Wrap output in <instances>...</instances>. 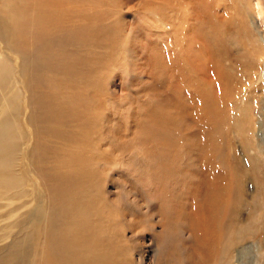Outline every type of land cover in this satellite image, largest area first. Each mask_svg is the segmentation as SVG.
Masks as SVG:
<instances>
[{"label":"rangeland","instance_id":"obj_1","mask_svg":"<svg viewBox=\"0 0 264 264\" xmlns=\"http://www.w3.org/2000/svg\"><path fill=\"white\" fill-rule=\"evenodd\" d=\"M189 2L79 0L71 4L69 1L64 27L67 31L57 29L55 36L58 43L50 53L48 50L40 53L25 49L14 50L15 54L4 52L2 48L8 43H15L10 41L18 40V36L17 33L14 35L17 27L13 31L15 27L6 24L2 29L7 40L0 41V84H3L5 94L2 101L7 103L8 110L2 111L1 118L9 119L11 115L17 118L24 131L23 142L28 144L26 150L31 149L37 155L40 166L48 167V171L52 172L50 158L53 148L59 145L61 135L53 137L50 134V141L47 138L50 143L40 145L42 134L36 136L31 133L24 125V118L17 115H21L23 107L28 104V111L35 112V120L40 121L37 125H42L45 119L52 120L55 114L58 115L59 110L56 100L49 99L45 85L33 84L32 91L26 90L23 83L28 80L19 76L21 57L39 62L48 60L50 69L53 68L60 76L77 78L80 83L72 87L80 94L78 103L85 104L86 99L94 103L95 124L84 125L80 120L78 127L73 128L70 124L67 130L79 132L80 128L84 144L79 153L91 159L87 162L93 163L89 171L97 172L90 180L97 197L87 207L90 212L96 209L97 220L93 221V225L104 237L102 242H106L107 255L102 257L108 258L109 264H187L189 259L192 264H264V49L254 50L262 48L258 37L264 34V26H260L259 17L252 22L251 13H248L249 0H207V8L199 9L204 14L194 16L195 20L193 14L183 12L184 8L190 7ZM214 3L225 4L229 12L224 13V7L221 12H214L209 7ZM214 17L216 20H213ZM208 20L219 25L216 32L208 30L200 34L196 33L197 29H191L198 27L200 21ZM24 21L28 25L35 19ZM200 26L206 27L204 23ZM185 27L196 33L201 45L193 49L191 57L196 59L192 60L194 66L190 64V55L187 63L186 54L185 57L179 56L184 59L178 60L180 49L176 47L175 39L180 33L179 36H182L181 28L185 33ZM37 30L35 26L36 32L27 35L39 43L51 34ZM135 39L140 40L138 44L145 49L141 50L143 58L144 55H152L146 76L143 72L139 76L132 75L134 68L138 69L141 63L139 58H131L129 48ZM165 40L170 41L172 46L160 53V46ZM202 42L208 47V52L212 45L217 46L221 54L218 61H209L210 53L207 57L206 52L201 51ZM24 44H28L26 38ZM211 63L219 67L225 65L227 73L224 78L227 82L221 91L225 97L213 96L210 101L214 99L215 103L206 102L204 96H197L195 89H187L184 83L192 76L189 65L195 70V81H199ZM198 65L202 67L198 68ZM68 83L72 81L68 80ZM218 89L222 90L219 86ZM67 93L68 90H65L64 94ZM222 98L224 105L219 108L218 104L215 105L216 100ZM44 100L48 103L46 107ZM182 108L186 109V116L181 113ZM30 113H26L25 119ZM212 116L214 120L218 119L216 127ZM219 124L222 126L220 132ZM30 133L34 139L29 138ZM189 135H196L198 141H185L183 138ZM187 145L192 152L187 151ZM198 147L205 151L203 158ZM167 149H176V152L167 155ZM163 160H169L164 170L159 167H162ZM170 160L178 170L170 171ZM21 175L24 181H33L38 191L44 189L37 174L29 176L27 172H21ZM90 175L87 174V179ZM212 190L221 195L220 200L212 198ZM36 198L39 200L38 196ZM40 199L46 205L43 197ZM218 201L221 206H218L219 211L214 217L208 210ZM64 204L66 208L65 202L61 206ZM32 208L24 207L20 213L25 214ZM178 210L179 217L178 213L174 214ZM58 214L52 218L59 219ZM130 219L133 223L128 225ZM69 229L72 231L69 237L79 235L74 225ZM192 230L200 231L204 241H195ZM213 232L216 234L212 235ZM8 242L10 239L0 242V247Z\"/></svg>","mask_w":264,"mask_h":264},{"label":"bare ground","instance_id":"obj_2","mask_svg":"<svg viewBox=\"0 0 264 264\" xmlns=\"http://www.w3.org/2000/svg\"><path fill=\"white\" fill-rule=\"evenodd\" d=\"M69 1H71V4H76L79 0H0V41L7 40V37H5L7 36L6 32L3 33V30H2L6 24H8L9 26L15 27L13 31H15L17 27V30L14 32V35L17 33V36H18L17 37L18 40L11 39L10 42H15V43L6 44L2 48L3 51L8 52L9 54H15L14 50L24 51L25 49L27 52H40V53L44 50H48V53L54 50L53 48L58 43L57 42L58 38H56L55 36L57 29L58 28L64 29V27H66L65 24L67 23V14L69 13V10L66 8V5H67V2ZM197 1L198 2H196V0H190L191 8L190 7L184 8L185 11L183 10L182 11L185 13L190 12V14H193L192 15L193 18L194 16H198L201 14L203 15L204 12H202L199 9H203V8L206 9L209 1L208 2L207 0H197ZM193 2H196L195 5L192 4ZM249 2L250 4L249 5L247 4L250 9L248 13L249 14L251 13L250 16L252 17L251 18L252 22L259 17L258 20H259L260 26L261 25L264 26V0H249ZM165 4L167 3L165 2ZM186 4H184L183 7ZM214 4L212 7L209 6L211 9L213 8L214 12L217 10H219L217 11V13L221 12L223 7L225 10L224 13L229 12L228 11L229 7L226 6L225 4L224 5H220L218 3L215 5ZM192 5L194 8H192ZM165 8L168 9L167 7ZM193 10H195V13L193 12ZM71 12H73V10ZM190 14H189V17H190ZM31 18L35 19V21H30L28 25H25L24 20L31 19ZM203 18L205 17L203 16ZM214 18L213 20H216V18L215 19ZM72 22H73V19H72ZM202 23L206 25L205 27L206 30H204L205 28L203 26H200ZM182 24L184 25V22ZM226 24L228 25V23ZM35 26L38 27L37 31L44 30L51 34L46 39L42 40L39 43L35 39L30 38L31 36L27 35L29 33L36 32L34 31ZM217 26L214 24V21L208 20L206 22L200 21V24L198 27L195 26L191 29H197L195 30L196 33L199 32L200 34L201 33L203 34L204 32H209L211 30H212L211 32L214 33ZM180 27H182V25ZM186 28L187 27H185V30ZM244 28L246 27L244 26ZM189 29H190V26H189ZM256 29L253 28V30H256ZM64 30H66V28ZM74 31L76 30L74 29ZM180 32L183 33L182 36H179L181 34L180 33L175 39L176 47L180 49V52L178 51L179 52L178 60L180 59L179 56L182 57L186 54L185 56L187 57L184 56L186 63L191 60L190 64L191 66L192 65L194 66V61L192 60H196V59L191 57V55L193 54V49H195V47H198V45L201 46L200 43L198 44L199 40L197 39L196 33L193 34L194 31L192 33L186 30L184 33L183 29L181 28ZM63 35L65 36V34ZM25 38L28 44H24ZM135 40H133L129 48L131 52V58H133V60L136 58H139L141 60V63L140 65H138L139 66L138 69L134 68V72L132 75L139 76L140 73L143 72L144 76H146L148 75L147 67L149 66V62L152 60V55L149 54L150 55L149 57L148 56L145 57L144 55V58H143L141 55V50H145V49L143 45L138 44L140 40L139 41L138 40L135 41ZM191 45H193V47H191ZM261 45H262V48L257 47L254 49L252 47V49L260 51L259 49H264V42H261ZM261 45L258 44V46H261ZM146 46L147 44L145 45V47ZM169 46H172L170 44V41L165 40L164 43L160 46L161 49L159 52L161 53L164 49H170L171 47L168 48ZM205 46L203 43V48L201 51L206 52L205 55L207 57L209 56L208 53H210L211 57H209V61L210 62L215 61V60L218 61V59H220L219 57L221 54L217 51L218 50L216 48L217 46L212 45V48H215V49L211 48L209 49V52L207 50L208 47L206 48ZM146 49L148 48L146 47ZM149 49L151 50V48ZM153 54H154V51H153ZM17 55H20V54L17 53ZM188 55H190L191 57L190 60L188 59ZM48 56L50 57L51 55L48 54ZM184 57L181 58L180 60L184 59ZM46 61L42 60L41 62H39L36 60H28V59H25L24 57H21V61L18 66L19 71L21 73V75L19 76L22 78V80L24 79L28 80L27 83H23L26 86L25 88L28 92L30 90L32 91L33 84H36L38 86L45 85L47 87L46 91L49 92V99H55L57 102L56 108H58L59 110L58 115L55 114V117L52 120L45 119L42 125H37L40 121L35 120V114H34L35 112L30 113L28 111L29 106L28 104H26L23 107L24 112L21 115H17V116H19L20 118L21 117L24 118L23 119L24 125L30 130V132L32 131L31 133H33L36 136H38L39 134H42V143H40V145H44L50 141V138H49L50 134L53 137H58L59 135H61L58 139V144L63 147H60L59 145L58 147H54L52 157L50 158V160L53 162L50 166V171L52 172L48 171V167L45 168L39 165L38 163L39 158L36 157L37 155L34 154V152L31 149L26 150L28 148V144L26 142L25 143L23 142L24 131L21 130V127H20V124L17 118L15 117L14 119L13 115H11L9 119L7 117L6 119L1 118V115L3 114L2 111L5 112L6 109L8 110V105L5 101H2V99L5 97V94L3 92V84H0V242L6 239H10V242H8L3 247H0V264H109L108 258L102 257V255L106 254V250H107L106 244H105L106 242H102L104 237L100 236V234L97 231V228L94 227L93 225L94 224L93 221L95 222L97 220L95 218L96 209H92V212H90L91 211L90 208L87 207V205L90 204L92 199L97 197V196L95 197L94 195L95 190L94 192L92 191V187H91L92 185L90 183V180L93 179L92 177L96 176L97 172L89 171L90 169H92L93 163H87V162L91 161V159L88 157H83L79 153V151L81 150L84 144V140L81 139L80 128L78 129L79 132L67 130V126L68 125L70 126V124L72 125L73 128L78 127L79 125H77L78 124L77 122L80 120L84 123V125L91 124L92 126L93 123L95 124L97 120V115L94 113L95 109H92L94 103L92 101L89 102V100L86 99V103L80 105L78 103L80 100V94H78V92H74L76 89L72 87L74 84L80 83V80L76 81L77 78L75 79V78H67L64 76H60L57 72H54L53 68L50 69L49 67L50 65H48ZM201 62L203 61L201 60ZM200 65L205 66L206 64L201 63ZM224 66L219 67L216 65V63H211V67H210V65L208 64L209 68L204 73L202 72L203 75L200 72V74L202 75L200 76L201 79L199 81H195V78L193 77L195 70L193 67H190L189 65L188 66L189 72L192 76L187 78V80L185 79V82H184L186 83L185 86H188L187 89L189 88L195 89L194 94H196L197 96H201V97L204 96L203 98L205 99L206 102L208 101L211 103H215L214 99L210 101V99H212L213 96L219 95L222 97L224 95V93L221 92L224 90L223 87L226 85V82H227L224 79L227 76L226 69ZM201 67L202 66L198 65V68H201ZM207 78L209 82H207L206 80ZM68 80H70V82L72 81L73 84L68 83ZM137 83L140 84L139 82ZM218 86L222 90L218 89ZM65 90H68L67 95L64 94ZM139 93L144 94L143 92H139ZM192 93H193V90H192ZM27 98L29 100V94ZM10 101H11V98H10ZM191 101L189 102L192 103ZM216 102L217 103L215 105L218 104L217 106L219 108H222V105H224L223 98L220 101L216 100ZM44 104H45V107L48 106V103L46 100H44ZM168 106H169V103H168ZM12 108H14L13 105H12ZM178 109L180 111V108ZM185 111L186 109L184 108L181 109V113L183 115H185L186 113ZM213 112H214V108H213ZM26 113H30V114H28L26 116L27 118L25 119L24 116L26 115ZM176 113L178 114V110ZM135 116L137 117V115ZM191 116L194 117L193 115ZM212 117L214 120V116ZM221 117L223 119L224 115H222ZM36 118L42 119V117L40 118L37 116ZM193 120L191 119V121ZM214 121H215L214 125L216 127V122L218 121V119L216 118V120ZM220 122L224 124L223 120H220ZM210 125H212V123ZM221 128L222 126H220L219 124V127H218L219 132L221 131ZM202 131H200V133H202ZM155 132H159V131H155ZM31 133L29 135V138L31 139L32 137V139H34V136ZM47 138L49 139V141H47ZM169 138H172V137H169ZM183 139L185 141H191V143H196L198 141L196 135H191V136L189 135ZM24 144L26 145L23 149ZM181 144L183 145L182 142ZM189 145H187V147H189ZM165 148H163V150H165ZM187 149H189L187 150L188 152H192L190 147ZM198 149L200 151V154L201 153L203 154V155H200V157L203 158V156L205 155L204 149L201 147H198ZM18 151H21V153H19ZM170 152L173 154L176 152V149L173 151L172 149L170 150L167 149L166 154L168 155L170 154ZM24 153H26L25 154L26 156L24 155ZM170 161L172 162V164L170 165V171L178 170L177 166H175V164L173 163V160H170ZM168 162L169 160H163L162 167L160 165L159 167L164 170L167 167ZM160 171L162 173V170ZM21 172H25V173L27 172L29 176H31V174H33L34 176L37 174L39 177V180L42 179V181L40 182L43 183L44 189H40V191H38L39 189L37 190L35 188L33 181L29 179L24 181L21 175ZM88 173H91V175L89 176V179H87ZM25 182H28V183H25ZM163 184H166V182ZM169 187L170 186H168V188ZM211 193H212L213 199L220 200L219 197H221V195L216 190H212ZM37 196L39 200H36ZM40 197H43L46 205L42 204ZM35 201L36 203H34ZM62 202L66 203V208H65V204L64 206H61ZM103 204H105V202H103ZM219 205L220 203L218 201L216 203V206L213 205V207L210 210H208L210 213L212 211V215H214V217L219 211L218 209ZM27 206L28 208H31L33 206L32 210H28V212H25V214L24 213L21 214L20 211L24 209V207H27ZM57 212L59 213L58 217L60 215L59 219L52 218L53 215L56 216ZM28 213L30 217L27 215ZM175 213H178V217L180 216L179 210L174 211V214ZM128 222H127L128 225L133 223L131 219ZM71 223H73V225L76 227V229L79 232V235L75 234L73 238L69 237L72 234V231L69 229V226L73 227ZM213 225L215 224L213 223ZM4 230H5V233H4ZM199 232L193 231L191 232V235L193 238H195L194 239L195 241L203 242L204 238L201 237V233ZM215 234L216 232H213L212 235H215ZM207 236L208 235L205 234L206 239H207ZM215 248H217V246ZM187 264H192L190 259L188 260Z\"/></svg>","mask_w":264,"mask_h":264},{"label":"clouds","instance_id":"obj_3","mask_svg":"<svg viewBox=\"0 0 264 264\" xmlns=\"http://www.w3.org/2000/svg\"><path fill=\"white\" fill-rule=\"evenodd\" d=\"M259 41L261 42H264V34H261L259 37H258Z\"/></svg>","mask_w":264,"mask_h":264}]
</instances>
